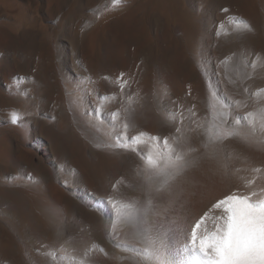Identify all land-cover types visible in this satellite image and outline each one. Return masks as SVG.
Here are the masks:
<instances>
[{
  "label": "rangeland",
  "instance_id": "374dc122",
  "mask_svg": "<svg viewBox=\"0 0 264 264\" xmlns=\"http://www.w3.org/2000/svg\"><path fill=\"white\" fill-rule=\"evenodd\" d=\"M214 108L248 139L205 148ZM262 125L264 0H0V264H137L113 204L149 198L178 249L218 199L264 191ZM153 136L194 161L161 192Z\"/></svg>",
  "mask_w": 264,
  "mask_h": 264
},
{
  "label": "snow or ice",
  "instance_id": "6c2138e0",
  "mask_svg": "<svg viewBox=\"0 0 264 264\" xmlns=\"http://www.w3.org/2000/svg\"><path fill=\"white\" fill-rule=\"evenodd\" d=\"M118 2L119 0H114V3ZM238 27L250 29L251 26L241 19ZM124 83L126 82L121 83V87ZM19 119V115L13 112L11 121L17 123ZM236 125H240L239 118L229 126L227 112H218L214 108L212 121L205 129V148H211L227 137L240 136L247 140L248 137ZM176 132L180 133L181 129L176 128ZM143 135L140 133L134 136L133 143H142ZM149 139L154 142L155 150L149 151L145 160L146 178L150 183L156 181V191L161 192L194 161L186 158L187 154L183 151L179 137H174L172 144L168 137H164L162 147L158 144L160 137L153 136ZM114 146L129 147L128 144L120 143L119 139ZM151 206V198L143 209L133 204H113L118 221L137 227L133 244V248L138 249L135 251L137 264H264V191H236L218 199L211 206L218 212V215L211 218L213 228L210 230L206 227L208 213H205L190 226L178 249L166 242L168 230L154 231L144 226L148 223L147 215ZM113 227L115 228V223ZM100 251L104 250L101 248Z\"/></svg>",
  "mask_w": 264,
  "mask_h": 264
},
{
  "label": "bare ground",
  "instance_id": "6f19581e",
  "mask_svg": "<svg viewBox=\"0 0 264 264\" xmlns=\"http://www.w3.org/2000/svg\"><path fill=\"white\" fill-rule=\"evenodd\" d=\"M219 4H221V3H219ZM187 6V5H186ZM215 6V5H214ZM81 12V11H80ZM194 13V12H193ZM203 13V12H202ZM209 14V13H208ZM199 17V16H198ZM189 18H190V16H189ZM211 19V18H210ZM192 20H193V18H192ZM194 21V20H193ZM209 22V21H208ZM213 23V22H212ZM58 147V146H57ZM56 152V151H55ZM57 155V154H56ZM63 156V155H62ZM108 208V207H107ZM9 216V215H8ZM208 220V219H207ZM189 226V225H188ZM208 228V227H207ZM186 230H184V232H185ZM6 238H7V236H6ZM79 247H82V246H80V245H78ZM80 249V248H79ZM79 249L77 248V246H76V248L75 249H73L74 251H75V257H76V260L77 261H79V258L80 257H82L83 256V254L84 253H82L81 251H79ZM9 254H10V251H8L7 250V253L5 252V255H4V257L2 258L3 259V261L4 260H6L8 257L7 256H9ZM73 254V253H72ZM7 264H9V263H7Z\"/></svg>",
  "mask_w": 264,
  "mask_h": 264
}]
</instances>
